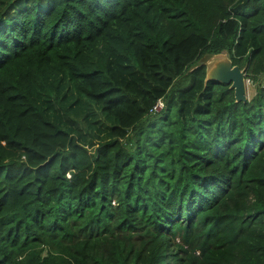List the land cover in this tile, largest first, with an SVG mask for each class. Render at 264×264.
Here are the masks:
<instances>
[{
  "label": "trees",
  "instance_id": "trees-1",
  "mask_svg": "<svg viewBox=\"0 0 264 264\" xmlns=\"http://www.w3.org/2000/svg\"><path fill=\"white\" fill-rule=\"evenodd\" d=\"M263 81L264 0H0V264H264Z\"/></svg>",
  "mask_w": 264,
  "mask_h": 264
},
{
  "label": "water",
  "instance_id": "water-1",
  "mask_svg": "<svg viewBox=\"0 0 264 264\" xmlns=\"http://www.w3.org/2000/svg\"><path fill=\"white\" fill-rule=\"evenodd\" d=\"M224 54V55H222ZM218 57L210 66L205 65L204 81L214 80L219 83L228 85L233 91L234 101H245L246 95V80L244 78L243 69L237 65H232L230 59L225 53L214 54L208 57Z\"/></svg>",
  "mask_w": 264,
  "mask_h": 264
},
{
  "label": "rangeland",
  "instance_id": "rangeland-1",
  "mask_svg": "<svg viewBox=\"0 0 264 264\" xmlns=\"http://www.w3.org/2000/svg\"><path fill=\"white\" fill-rule=\"evenodd\" d=\"M224 55V54H222ZM218 59V57H202L200 61L203 63H206L207 66H210L212 63L215 62V60ZM246 80V79H245ZM264 82V81H263ZM254 92V87L246 80V95L247 97L251 96V94Z\"/></svg>",
  "mask_w": 264,
  "mask_h": 264
},
{
  "label": "built area",
  "instance_id": "built-area-1",
  "mask_svg": "<svg viewBox=\"0 0 264 264\" xmlns=\"http://www.w3.org/2000/svg\"><path fill=\"white\" fill-rule=\"evenodd\" d=\"M160 107H162V101L158 99L156 103L152 106V110H158Z\"/></svg>",
  "mask_w": 264,
  "mask_h": 264
}]
</instances>
